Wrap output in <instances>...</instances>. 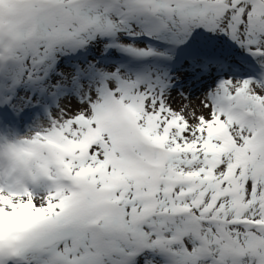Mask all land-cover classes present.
Instances as JSON below:
<instances>
[{"label": "rangeland", "instance_id": "rangeland-1", "mask_svg": "<svg viewBox=\"0 0 264 264\" xmlns=\"http://www.w3.org/2000/svg\"><path fill=\"white\" fill-rule=\"evenodd\" d=\"M223 3L229 9L231 0ZM139 5L133 0H0V95L8 96L6 105L21 131L39 127L29 136L36 140L26 146L20 129L2 123L14 142L0 133V232L11 239L17 264H175L177 257L187 264H216L221 250L242 240L222 223L217 236L216 221L192 211L211 210L209 201L186 192L197 185L191 174L199 176L201 167L207 176L221 173L219 165L205 163L208 155L201 150L202 142L212 140L234 155L218 145L214 150L216 162L234 161L225 175L226 191L237 199L243 194L244 184L239 189L232 175L245 157L243 141L253 138L249 113L264 106V69L254 66L246 73L238 58L218 57L214 63L220 68L205 70L203 61L185 51L189 42L207 40L202 35L207 29L160 34L147 15L142 21L127 13L141 10ZM37 11L45 23L53 17L54 25L40 42L34 40L32 61L34 41L21 48L10 33L23 14L34 17L31 23L40 29L44 22ZM222 18L228 20L227 14ZM257 19V28L264 30ZM226 27L218 34L229 45L231 24ZM25 35L40 40L29 28ZM253 35L239 42L241 47L251 46ZM104 47L115 49L103 53ZM242 52L249 62L259 50ZM106 55L119 61L105 60ZM122 59L131 63L129 70ZM258 59L264 65V57ZM43 71L48 75L41 80L47 82H36ZM26 119L31 123L23 127ZM191 142L195 146L188 149L184 143ZM5 155L14 165L2 161ZM33 165L45 183L36 182L34 191L24 188V194L6 189L20 184L18 178ZM41 188L51 191L41 197ZM16 198L28 202L26 208L14 205ZM217 240L221 247L212 252ZM257 251L264 253L261 243ZM252 259L243 264H264L259 256Z\"/></svg>", "mask_w": 264, "mask_h": 264}, {"label": "trees", "instance_id": "trees-1", "mask_svg": "<svg viewBox=\"0 0 264 264\" xmlns=\"http://www.w3.org/2000/svg\"><path fill=\"white\" fill-rule=\"evenodd\" d=\"M133 1L140 4L139 7H141V10L131 9V12L128 11L127 13L133 14L142 21H146L145 15H147L151 22L153 21L152 25L155 30L160 34L172 36V34L178 35L179 30H183L184 32L191 30V32L198 33L200 28L207 29L208 32L202 34L204 38H208L207 40H196L193 41L196 42L194 45L192 42H189L186 46L191 49H186L185 52L194 53L198 60L213 65V62L218 57H226L227 60L231 59V61L232 58H238V63L244 70L252 69L254 66H260V68L264 69V65L261 63V60L258 59H262L264 57V30H259V28H257L259 22L257 16L259 20L261 19L262 25L264 0H231L229 9L224 7V0ZM236 5H240L239 9H235ZM184 7H187V10L180 16L172 14L173 10H181ZM241 8H243V11H247L246 14H242ZM38 12L39 11L36 12V17L38 19H43L44 22L40 29L38 22L36 25L31 23L34 17L29 18L28 15L25 16V14H23L20 15L22 18H19L16 21L15 27L10 33L13 36H16L14 38V42L18 43L21 48L22 44L26 41L33 42L35 40L40 42L41 35L49 32L51 27L54 25L53 17L49 19L52 21L50 24L47 22L45 23V17L38 14ZM211 12L213 13L212 17L210 16ZM78 13L79 12L75 14ZM137 14L139 16H137ZM226 14L228 20L225 21L222 16ZM167 18H171V20L166 22L165 20ZM217 20H219V22ZM133 21L134 20H132V22ZM226 23L231 24L229 31L226 32V40L229 42V45L223 43L220 40V35L218 34L219 29H227ZM28 28L31 29L37 37H40V40H37L30 35L28 38L25 35ZM41 30L43 31L41 32ZM52 31L54 30H51V32ZM252 31H254V35L251 36L252 40L249 41L251 46L244 47H251L255 50H259V52L256 53V59L250 60L249 62L246 60L244 62L243 59H246L242 52L244 47H241L242 44L239 42L245 41ZM176 40L179 39L176 38ZM35 41L31 44L35 47L34 52L31 55L32 61H35L34 53L37 47ZM232 42L235 43L232 44ZM245 72L248 73L246 70ZM247 124L249 127H247L248 130L253 131V138L245 139L246 141H243L245 142L244 145L247 148L245 157H243L239 162H236V166L239 168L236 173L232 175V179H234L239 189L240 183L244 184L243 194H240L241 197L237 199L233 194L226 191L227 185L225 184V175L228 170H231V165L234 164V161L229 159L225 160V162H216L217 158L214 157L217 155L216 153L214 154L216 146L225 147L212 140L202 142L203 148L201 150L207 152L203 155H208L204 158L205 163L209 160V162L219 165L222 171L221 173L215 172L212 176H207L204 173L202 174L201 170L203 167H201L199 176H196L194 173L191 174V180L194 179L197 185L191 187V189L186 192V194L193 196L192 199L198 200V198L202 196V198H206L209 201L210 206H212L211 210L206 211L205 209L200 208H198V210L194 207L192 211L197 215V217L208 215L209 218L216 221L214 223V227L223 224L225 228H230L234 226L231 224L244 222L248 228L251 227L256 229L259 227L261 230L260 233H258L261 235L255 234L251 238L243 236V229H239L240 232H238L237 235L238 237H241L242 240L236 244V239H234L233 242L235 247L228 244V246H226L227 248L225 247L224 251L216 256L218 259L216 264H243L245 259H247L246 263H248L251 260L256 261V259H252L253 257L264 256V253L260 255L259 251H257L259 243L264 246V240L261 239L264 235V106L263 108H253V112L251 111L249 113ZM203 138L204 137H201L200 139ZM194 144V142L184 143L188 149H191ZM224 151L225 154H229L230 157H234L232 149L228 148L226 150L225 148ZM161 180H165V178L163 177ZM245 188L248 189L247 193L245 192ZM218 189H220V191ZM230 189H232L231 186ZM253 205L255 207H252ZM163 213L166 212L164 211ZM151 215L153 216L154 214ZM183 218H181L180 221H182ZM152 223H154L153 220ZM221 244L222 241L219 240L218 249L221 247ZM253 244H256L257 246L252 249ZM254 253H256V256ZM179 255L183 256V254ZM210 257L211 255H209V258ZM209 261L213 262L214 260L209 259ZM175 264L187 263L184 261V258L177 257L175 259Z\"/></svg>", "mask_w": 264, "mask_h": 264}, {"label": "bare ground", "instance_id": "bare-ground-1", "mask_svg": "<svg viewBox=\"0 0 264 264\" xmlns=\"http://www.w3.org/2000/svg\"><path fill=\"white\" fill-rule=\"evenodd\" d=\"M262 25H263V27H264V14H263V21H262ZM9 118V117H8ZM10 119V118H9ZM6 120V119H5ZM4 120V121H5ZM4 121H0V133L1 134H3L5 137H6V139H8L9 141H11V142H14L15 141V139H16V137H15V135L13 134V133H10V134H6L5 132H4V129L2 128V123L4 122ZM7 123H10L9 121H7ZM19 128V126H18V124L16 125V126H14V128ZM39 127H37V128H33V130H32V132H30V133H26V132H24V131H21L20 132V135H22V137H21V145H24V146H26V145H28L29 143H31V139L32 140H36V138L33 136V137H29V136H31V135H33V133H35L36 131H37V129H38ZM29 137V138H28ZM2 161L6 164V165H14V161H13V159H11V158H9L7 155H5V157H4V159H2ZM16 163H18V161H16ZM33 168H34V170L32 169V171L30 172V173H26V172H24V174L22 175V176H20L19 178H18V183H20V184H18V185H16V186H14V187H8V188H6V189H8V190H15L16 191V193L17 194H24L25 193V190H24V188H26L28 191H34L35 189H36V182H39L40 184H43V183H45L44 182V180H43V178H42V175L40 174V172L39 171H36L37 170V167L36 166H34L33 165ZM15 173H13V172H8L7 173V176H12V175H14ZM16 177H17V173H16ZM6 178V177H5ZM51 190H45L44 188H41L40 189V191H39V195L41 196V197H44L43 195L44 194H46V193H48V192H50ZM17 198H19V197H17ZM17 198L15 199V201L17 200ZM21 198V197H20ZM51 199L53 200V201H57V199L56 198H53V197H51ZM14 205H16L17 207H19V208H22V207H24V208H26V206L28 205V202H26V201H20L19 199L17 200V204L16 203H14ZM27 209H29V208H27ZM160 224H161V222H160ZM152 225L154 226L155 224L154 223H152ZM220 227V225H217V226H215V228H217L216 229V235L218 236V228ZM222 228H225L224 226H221ZM231 229H233L232 231H231V233L233 234V235H235V233H238V232H240V230L239 229H243V236H246V237H253L255 234H258V233H260V229L259 228H256V229H254V228H248V227H244V228H241V227H230ZM225 229H227V228H225ZM204 230H207V229H204ZM264 233V232H263ZM184 235V234H183ZM258 235H261V234H258ZM261 239H263L264 240V235L262 236V238ZM201 242H199L198 244H197V247L199 248V247H201V244H200ZM218 247H219V240H217L216 241V245H213V246H211V251L213 252V251H217V249H218ZM145 248H147V246L145 245ZM5 249V247H3V250ZM223 250H221L220 252H222ZM260 258V261L261 262H263L264 261V256H260L259 257Z\"/></svg>", "mask_w": 264, "mask_h": 264}]
</instances>
